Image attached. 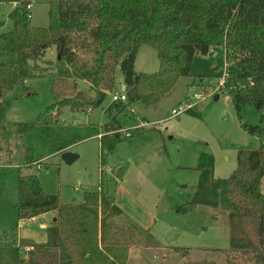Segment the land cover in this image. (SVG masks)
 I'll list each match as a JSON object with an SVG mask.
<instances>
[{
	"label": "trees",
	"instance_id": "obj_1",
	"mask_svg": "<svg viewBox=\"0 0 264 264\" xmlns=\"http://www.w3.org/2000/svg\"><path fill=\"white\" fill-rule=\"evenodd\" d=\"M43 1L47 26L38 28L30 24L26 9L30 0H0V4H15L9 14L11 30L0 34V143L8 142L6 95L14 87L39 77L51 80L53 104L33 122L18 125L22 134L37 125L57 124L62 107L85 113L99 107L113 90L117 72L125 100L111 102L105 109L108 120L100 127L99 137L100 150L111 152L135 135L131 131L121 137L117 132L124 129L125 121L135 122L132 107L157 104L179 78L189 75L194 56H206L213 49L226 61L225 88L237 118L244 105H252L258 115L257 124L243 127L258 140V147L238 149L235 168L225 179H215L212 157L201 155L192 198L176 211L186 214L204 207L224 213V264H264V194L260 191L264 177V0ZM142 44L155 51L158 69L153 73L133 71ZM51 46L53 61L44 59ZM78 81L86 83L92 94L78 91ZM37 162L25 151L18 169ZM14 207L17 221L46 213H54L55 220L45 228L43 243L17 239L15 228L0 233V264H126L132 246L157 245L100 188L83 192L79 204H61L56 195L42 192L35 175L18 172ZM172 250L182 257L187 253Z\"/></svg>",
	"mask_w": 264,
	"mask_h": 264
},
{
	"label": "rangeland",
	"instance_id": "obj_2",
	"mask_svg": "<svg viewBox=\"0 0 264 264\" xmlns=\"http://www.w3.org/2000/svg\"><path fill=\"white\" fill-rule=\"evenodd\" d=\"M30 3L31 26L46 27L45 1L31 0ZM13 8L11 3L0 4V34L11 30L9 14ZM54 58V47H48L44 59L53 61ZM222 63L220 55L194 56L189 75L179 78L157 104L132 107L131 114L136 120L125 121L123 128L135 135L116 144L111 152L100 150L96 136L108 120L105 109L111 104V94L121 92L117 72L113 90L105 94L99 107L89 113L62 107L57 124L37 125L22 134L18 132V125L33 122L53 104L51 80L47 76L39 77L26 81L22 87H14L6 95L9 106L4 118L9 124L8 142L0 143V233L7 234L15 228L19 239L34 243L46 241L45 231L39 227L42 221L33 224L17 221L14 202L19 172L35 175L42 192L56 195L61 204H79L83 192L94 188L107 190L129 222L141 232L149 233L157 244L150 248H143L141 244L133 247L127 264H183L200 260L224 264L225 214L204 207L186 214L176 211L192 198L201 155L212 157L213 177L225 179L235 168L238 149L258 147V140L243 129L257 124L254 107L244 105L238 119L228 91L214 92L219 83L224 82L221 86H226ZM157 69L155 51L148 45H140L133 71L149 74ZM77 87L78 91L92 94L82 81L77 82ZM198 93L203 100L194 102L189 109L192 114L170 115L172 109ZM224 95H228L227 100ZM25 151L38 162L18 169L23 164ZM65 154H68L66 160L62 157ZM260 191L264 194V177ZM172 248L184 249L187 253L182 257ZM22 256H25L23 252Z\"/></svg>",
	"mask_w": 264,
	"mask_h": 264
},
{
	"label": "built area",
	"instance_id": "obj_3",
	"mask_svg": "<svg viewBox=\"0 0 264 264\" xmlns=\"http://www.w3.org/2000/svg\"><path fill=\"white\" fill-rule=\"evenodd\" d=\"M30 6L31 5H27L26 9L30 10ZM28 17H30V15ZM207 55H209V56L211 55V56L215 57V56H218L219 54L215 50L209 49L207 52ZM221 57L223 59V63H222L223 79L226 81V79H227V73H226L227 64H226V61L224 60V57L223 56H221ZM223 84H224V82L219 83V87H217L214 92H217L218 90H223V89L226 90L225 86H221ZM214 92H212L210 95H213ZM224 99L227 100L228 95H224ZM124 100H125V98H124V94L122 91L120 93L111 94V97H110L111 102H117V101L123 102ZM200 100H203V97L200 95V93L194 94V95H192L191 99H188V98L185 99V101H183L177 109H172L170 111V115L173 117H176L179 114L188 111L193 106L194 102L200 101ZM138 127L139 126H136V128H138ZM117 132L122 133L125 137L128 136V132L125 129H120Z\"/></svg>",
	"mask_w": 264,
	"mask_h": 264
},
{
	"label": "crops",
	"instance_id": "obj_4",
	"mask_svg": "<svg viewBox=\"0 0 264 264\" xmlns=\"http://www.w3.org/2000/svg\"><path fill=\"white\" fill-rule=\"evenodd\" d=\"M12 6H15V4L11 3ZM120 78V77H119ZM121 81V79H120ZM122 84V83H121ZM123 90V85L121 87V91ZM101 136V132H99L96 136V138L98 139V143H99V137ZM62 157L66 160V158L68 157V154H65V155H62ZM55 220V215L54 213H46V214H43L39 217H36V218H33V219H30V220H27L26 222L28 224H33V222L35 221H42L43 223L39 225L40 229H43L45 230V228L51 223V222H54ZM22 222H25V221H18V223H22ZM17 239H19L18 237H16ZM133 247L135 246H132L129 251H131V249H133ZM128 251V253H129ZM127 259H128V256H127ZM126 264H127V261H126Z\"/></svg>",
	"mask_w": 264,
	"mask_h": 264
},
{
	"label": "water",
	"instance_id": "obj_5",
	"mask_svg": "<svg viewBox=\"0 0 264 264\" xmlns=\"http://www.w3.org/2000/svg\"><path fill=\"white\" fill-rule=\"evenodd\" d=\"M215 100V99H214Z\"/></svg>",
	"mask_w": 264,
	"mask_h": 264
}]
</instances>
